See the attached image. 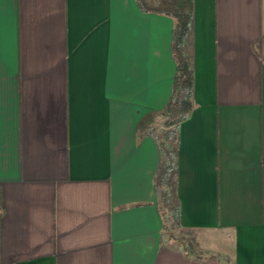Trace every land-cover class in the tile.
<instances>
[{"label":"crops","instance_id":"0c3cea01","mask_svg":"<svg viewBox=\"0 0 264 264\" xmlns=\"http://www.w3.org/2000/svg\"><path fill=\"white\" fill-rule=\"evenodd\" d=\"M171 29L133 0H0V264H264V0H192L175 195L182 227L229 244L219 257L159 240L144 130Z\"/></svg>","mask_w":264,"mask_h":264},{"label":"trees","instance_id":"16d2710c","mask_svg":"<svg viewBox=\"0 0 264 264\" xmlns=\"http://www.w3.org/2000/svg\"><path fill=\"white\" fill-rule=\"evenodd\" d=\"M141 13L168 17L172 21L170 53L174 63L169 96L157 116L162 119L160 127L150 126L144 135L156 144L159 160L153 174L152 184L160 216L161 246H165L184 259L199 260L190 249L195 230L179 223V207L175 195V155L179 124L191 109L192 72L188 49L190 47L192 0H133Z\"/></svg>","mask_w":264,"mask_h":264},{"label":"rangeland","instance_id":"374dc122","mask_svg":"<svg viewBox=\"0 0 264 264\" xmlns=\"http://www.w3.org/2000/svg\"><path fill=\"white\" fill-rule=\"evenodd\" d=\"M155 120L159 125L162 122V119H160L158 116H156ZM192 236L194 238V242L190 243V249L191 252L198 258L203 255H212L219 257V253L221 251L224 252V250H227L228 252L229 244L227 242L224 243L223 240L217 238L216 236H210L209 238L207 237L204 241H202L203 239H201V234L195 233Z\"/></svg>","mask_w":264,"mask_h":264}]
</instances>
